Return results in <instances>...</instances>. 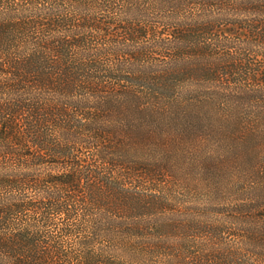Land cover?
Masks as SVG:
<instances>
[{
    "label": "trees",
    "instance_id": "1",
    "mask_svg": "<svg viewBox=\"0 0 264 264\" xmlns=\"http://www.w3.org/2000/svg\"><path fill=\"white\" fill-rule=\"evenodd\" d=\"M0 264H264V0H0Z\"/></svg>",
    "mask_w": 264,
    "mask_h": 264
},
{
    "label": "rangeland",
    "instance_id": "2",
    "mask_svg": "<svg viewBox=\"0 0 264 264\" xmlns=\"http://www.w3.org/2000/svg\"><path fill=\"white\" fill-rule=\"evenodd\" d=\"M187 165H189L188 161L185 163H178V168L181 170L185 169V172H180L177 170L178 176L175 178L176 180L174 179L173 181V184L175 185H172V190L175 192L176 195H179L180 197H182L180 193L184 192L185 195L183 196V198L191 200L193 199L194 188L200 187V185H202L203 188H206V185L210 184L212 181L207 179L206 181L202 182L201 178H203L204 175H200L199 171L197 170L190 171V167H188ZM186 169H189V171H186ZM231 178L232 177L228 179ZM198 181L201 184H198Z\"/></svg>",
    "mask_w": 264,
    "mask_h": 264
}]
</instances>
